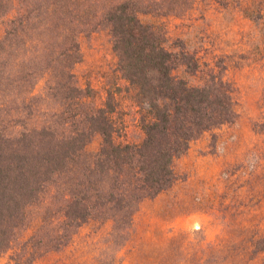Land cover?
<instances>
[{
    "label": "trees",
    "instance_id": "obj_1",
    "mask_svg": "<svg viewBox=\"0 0 264 264\" xmlns=\"http://www.w3.org/2000/svg\"><path fill=\"white\" fill-rule=\"evenodd\" d=\"M194 2L0 0V252L13 250L12 264L62 249L91 220L110 221L115 241L125 243L142 202L178 180L176 158L206 131L235 121L234 82L211 68L198 85L175 75L180 65L196 74L200 62L139 18L179 15ZM101 24L127 83L109 85L102 99L76 72L81 38ZM123 90L144 132L137 143L120 139ZM96 134L101 147L90 153Z\"/></svg>",
    "mask_w": 264,
    "mask_h": 264
},
{
    "label": "rangeland",
    "instance_id": "obj_2",
    "mask_svg": "<svg viewBox=\"0 0 264 264\" xmlns=\"http://www.w3.org/2000/svg\"><path fill=\"white\" fill-rule=\"evenodd\" d=\"M139 18L163 27L171 49L184 47L200 62L196 74L180 65L175 75L198 85L211 68L234 82L237 118L206 131L176 158L178 180L142 202L125 243L115 241L110 221L91 220L35 264H264V0H195L179 15ZM81 49L82 83L90 81L101 99L109 85L126 87L104 24L81 38ZM131 95L117 94L120 139L137 143L144 132ZM101 143L96 134L86 149L96 153ZM12 253L0 252V264H12Z\"/></svg>",
    "mask_w": 264,
    "mask_h": 264
}]
</instances>
